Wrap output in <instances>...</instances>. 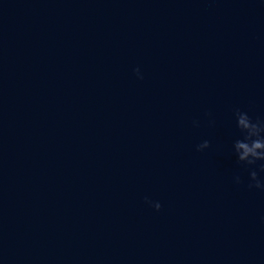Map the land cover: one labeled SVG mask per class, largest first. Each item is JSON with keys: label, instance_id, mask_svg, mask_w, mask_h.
<instances>
[{"label": "water", "instance_id": "obj_1", "mask_svg": "<svg viewBox=\"0 0 264 264\" xmlns=\"http://www.w3.org/2000/svg\"><path fill=\"white\" fill-rule=\"evenodd\" d=\"M236 109L264 0H0V264H264Z\"/></svg>", "mask_w": 264, "mask_h": 264}, {"label": "clouds", "instance_id": "obj_2", "mask_svg": "<svg viewBox=\"0 0 264 264\" xmlns=\"http://www.w3.org/2000/svg\"><path fill=\"white\" fill-rule=\"evenodd\" d=\"M136 73L140 79H143L139 69L136 70ZM234 114L236 127L241 136L233 144L237 163L245 167L248 172V189L264 192V120H253L247 112L239 109H236ZM210 147V142L205 140L198 145L197 150L203 152ZM234 181L237 184L244 183L239 175L234 177ZM145 202L157 212L162 209V204L158 201L153 202L146 199Z\"/></svg>", "mask_w": 264, "mask_h": 264}]
</instances>
